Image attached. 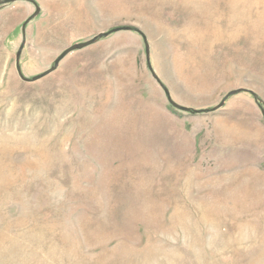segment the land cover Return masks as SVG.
I'll return each instance as SVG.
<instances>
[{
    "label": "rangeland",
    "instance_id": "374dc122",
    "mask_svg": "<svg viewBox=\"0 0 264 264\" xmlns=\"http://www.w3.org/2000/svg\"><path fill=\"white\" fill-rule=\"evenodd\" d=\"M0 9V264H264V0Z\"/></svg>",
    "mask_w": 264,
    "mask_h": 264
},
{
    "label": "water",
    "instance_id": "95a60500",
    "mask_svg": "<svg viewBox=\"0 0 264 264\" xmlns=\"http://www.w3.org/2000/svg\"><path fill=\"white\" fill-rule=\"evenodd\" d=\"M20 1H27V2H30L32 3L35 7H36V11L35 13L29 17L23 24L22 26V36H23V41H22V45L17 53V56H16V67H17V72L20 76V78L24 81V82H28V83H32V82H36V81H39L43 78H45L46 76L52 74L53 72H55L60 63L62 62L63 59H65L70 53L72 52H76V51H81V50H84L96 43H98L99 41L109 37L110 35L114 34V33H118V32H122V31H132V32H137L138 34H140L143 39H144V43H145V47H146V56H147V63H148V67L150 69V71L152 72V75L154 77V79L160 84V86L164 89L165 93H166V96H167V99L169 101V103L176 109L182 111V112H185V113H190V114H193V115H198V114H208V113H212V112H215V111H218L219 109L223 108L226 101L232 97V96H235V95H238L240 93H250L251 95H253L255 98H257V96L252 92V91H249V90H245V89H239V90H236V91H232L230 92L225 98L224 100L215 108L213 109H206V110H195V109H191V108H188V107H184V106H181L177 103H175L171 96H170V93L169 91L167 90V88L163 85V83L161 82V80L157 77V75L155 74V72L153 71L152 67H151V63H150V46L148 44V40L146 38V36L138 29L136 28H131V27H120V28H115L109 32H105V33H101L99 35H97L96 37H94L93 39H91L90 41H87V42H84V43H79V44H75L73 45L72 47L68 48L67 50H65L57 59L56 61L54 62V65L51 67V69H49L48 71H46L45 73L41 74V75H38L36 77H33V78H27L24 76L23 72H22V68H21V56H22V52L24 50V47H25V44H26V31H27V26L29 25L30 22H32L39 14H40V8L38 7V5L35 3L34 0H0V9L4 8V7H7L9 5H12L14 3H17V2H20ZM263 112V115H264V111Z\"/></svg>",
    "mask_w": 264,
    "mask_h": 264
}]
</instances>
